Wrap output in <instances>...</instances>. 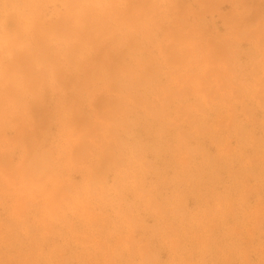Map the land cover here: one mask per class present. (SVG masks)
Returning <instances> with one entry per match:
<instances>
[{
    "label": "rangeland",
    "instance_id": "obj_1",
    "mask_svg": "<svg viewBox=\"0 0 264 264\" xmlns=\"http://www.w3.org/2000/svg\"><path fill=\"white\" fill-rule=\"evenodd\" d=\"M0 264H264V0H0Z\"/></svg>",
    "mask_w": 264,
    "mask_h": 264
}]
</instances>
